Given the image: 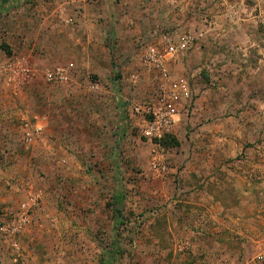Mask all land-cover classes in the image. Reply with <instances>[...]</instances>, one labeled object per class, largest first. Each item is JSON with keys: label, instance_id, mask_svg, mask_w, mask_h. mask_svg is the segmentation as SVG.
I'll return each mask as SVG.
<instances>
[{"label": "rangeland", "instance_id": "374dc122", "mask_svg": "<svg viewBox=\"0 0 264 264\" xmlns=\"http://www.w3.org/2000/svg\"><path fill=\"white\" fill-rule=\"evenodd\" d=\"M39 3V0H22L6 10L0 9V44H7L11 50L7 54L0 47V264L191 262L188 252L181 250L173 239L167 209L172 158L185 154L186 147L181 143L165 146L143 135V128L151 119L147 105L156 100L164 84L160 72L146 65L143 56L149 47L161 45L163 32L154 36L152 42L140 43L136 54H130L128 48L121 51L125 56L123 61L115 45L119 40L109 37L107 45L113 65L98 70L88 65L90 60L86 59L88 54L83 55V40L77 43L81 55L75 51L74 57L67 49L71 50L78 37L71 36L67 30L61 34L60 41L52 37V21L59 17L66 25L73 24L77 22L74 10L62 6L61 16L45 21ZM260 4L263 7H257V11L264 9V0ZM234 6L241 14L243 8ZM262 12L258 26L264 29ZM194 32L203 33L199 41L205 36L204 30ZM90 49L93 58V43ZM103 53L98 51V55ZM132 55H135L133 60ZM98 57L92 64L99 63ZM57 67L66 70V80L48 82L46 74ZM169 70L173 80H182L170 66ZM115 83L123 88L121 98L114 91ZM183 101H179V106ZM43 116L48 120L43 121L46 127L42 139L34 145L25 144L24 120L35 117L42 120ZM186 132L190 134L177 120L173 131L165 136H173L180 142V138L187 136ZM44 142L52 148L40 147ZM53 148L70 156V160L62 157L57 161L59 166L55 164L47 169L46 162L39 157L44 153L51 156ZM156 155L166 158V171L157 172L153 168ZM63 159L67 162H62ZM72 170L79 171L78 177H70ZM30 184L57 189L48 203L64 216H75L74 224L78 226L72 227L77 230L73 238L63 242L68 236L62 228H54L61 232V237L55 234L56 238L50 239L39 234V238L29 240L25 236L29 227L14 238L3 230L7 221L20 211ZM43 201L44 198L41 206ZM71 206L74 212L70 211V215ZM73 246L76 256L72 255ZM63 251L71 254L60 260L57 254Z\"/></svg>", "mask_w": 264, "mask_h": 264}, {"label": "crops", "instance_id": "0c3cea01", "mask_svg": "<svg viewBox=\"0 0 264 264\" xmlns=\"http://www.w3.org/2000/svg\"><path fill=\"white\" fill-rule=\"evenodd\" d=\"M20 1L0 0V9ZM39 1L45 21L61 16L62 6L74 10L70 13L77 15V22L66 25L59 17L52 21V37L60 41L65 30L78 37L70 46L73 49H67L74 57L81 55L77 43L83 40V55L88 54V65L98 70L113 65L107 45L111 36L119 40L115 45L123 61L121 51L128 48L130 54H136L140 43L152 42L162 32L205 31L204 38L188 53L169 62L174 75L189 85L190 96L182 102L178 120L190 134L179 139L186 147L185 154L174 156L171 162L168 225L179 248L191 257L187 264L254 260L264 250V29L258 26L264 9L256 10L263 7L261 0L204 1L206 4L203 0ZM228 5L243 10L232 19ZM99 50L104 53L98 55ZM97 56L99 63L92 64ZM130 57L133 60L135 55ZM116 83L114 91L121 98L123 88ZM40 147L51 149L52 145L44 142ZM53 149L51 156L44 153L39 157L47 169L59 166L57 161L66 157ZM66 158L70 160V156ZM78 172L72 170L69 175L78 177ZM39 186L27 187L28 193L40 190L44 198L27 230V240L39 238V234L61 237L54 228L67 231H63L68 236L63 242L70 240L77 232L72 228L78 226L75 216H64L48 203L57 189ZM70 211L72 206L68 214ZM72 249L76 256L75 247ZM69 253L57 255L62 260Z\"/></svg>", "mask_w": 264, "mask_h": 264}, {"label": "built area", "instance_id": "2783aa9c", "mask_svg": "<svg viewBox=\"0 0 264 264\" xmlns=\"http://www.w3.org/2000/svg\"><path fill=\"white\" fill-rule=\"evenodd\" d=\"M218 2L219 0H210ZM230 18L235 19L239 16V11L235 6H230ZM202 32H185L174 35L172 33H162V42L160 46H152L147 49L143 56L144 63L150 67H155L163 77L164 84L162 91L158 94L156 100L147 105V112L151 119L146 122L143 128V135L148 139H160L161 137L173 131L179 115V101L188 99L190 91L188 83L183 80H173L169 70V62L178 54L188 53L202 37ZM48 82L62 83L67 78V72L62 67H57L46 74ZM138 109V108H137ZM48 117L43 116L42 120L35 117L33 120H24L23 140L27 145H34L42 139L45 133V124ZM153 168L159 171H166L168 165L166 158L162 155H156L152 161ZM42 192L32 191L26 196L22 203L20 211L14 215L3 230L9 237H18L22 235L30 226L34 213L41 208L43 200ZM264 263V250L254 260L239 261L236 264H262Z\"/></svg>", "mask_w": 264, "mask_h": 264}, {"label": "trees", "instance_id": "16d2710c", "mask_svg": "<svg viewBox=\"0 0 264 264\" xmlns=\"http://www.w3.org/2000/svg\"><path fill=\"white\" fill-rule=\"evenodd\" d=\"M0 47L6 51L7 54H11V50H10V47L3 43V44H0ZM157 141H160L163 145L165 146H178L180 144V142L175 139L173 136H170V135H167L161 139H156Z\"/></svg>", "mask_w": 264, "mask_h": 264}]
</instances>
